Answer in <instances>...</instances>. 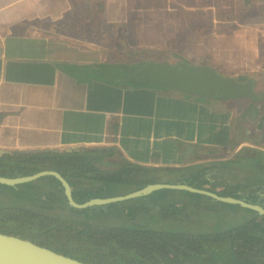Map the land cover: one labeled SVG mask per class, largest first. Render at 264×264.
<instances>
[{"label": "crops", "instance_id": "0c3cea01", "mask_svg": "<svg viewBox=\"0 0 264 264\" xmlns=\"http://www.w3.org/2000/svg\"><path fill=\"white\" fill-rule=\"evenodd\" d=\"M240 1L249 14L222 21L264 23V0ZM152 2L142 0L149 15L142 21L168 23L164 16L151 14ZM89 8L101 9L100 27L90 26L93 21L86 18L75 19ZM137 22L132 0H0V152H6L0 158L8 157L1 160L3 171L11 178L23 177L12 162L19 156L50 159L78 153L95 162L103 175L138 168L173 184L192 175L196 188L230 193L225 197L243 195L236 186L247 181V156L264 152V89H260L264 60L257 59L264 52L247 51L234 59L237 52L223 51L242 68L257 73L259 89L252 99L178 92L138 81L135 73L145 64L136 62L135 56L121 60L119 47L91 40L110 23L118 38L142 40L144 50L131 48L123 54L159 51L170 58L175 54L168 51L167 36L158 34L164 46L155 47L150 28L137 35ZM76 23L81 25L75 29ZM228 28H219V34L212 36H218L215 42L230 37L223 32ZM208 51H198L194 58L201 62L199 56L206 55L216 63ZM118 66L127 68L126 74L114 73ZM204 68L214 70L209 64ZM39 167L42 171L35 174L55 171L49 161ZM111 197L105 189L103 198Z\"/></svg>", "mask_w": 264, "mask_h": 264}, {"label": "trees", "instance_id": "16d2710c", "mask_svg": "<svg viewBox=\"0 0 264 264\" xmlns=\"http://www.w3.org/2000/svg\"><path fill=\"white\" fill-rule=\"evenodd\" d=\"M246 81L249 80L245 76L239 79V82ZM254 154H258L257 157ZM254 154L248 155L247 165L244 164L248 170V183L236 186L238 190L242 189L243 195L232 197L264 208V198L258 195L260 192L256 194V190L251 189L261 186L260 189L264 190V180L255 178L256 172L264 175V152ZM42 158L19 156L12 162L23 177L42 171L39 163H53L55 171L68 180L73 198L79 204L103 198V191L113 186L134 188L127 190L129 194L152 184H173L163 183L155 174L138 168L103 175L85 154ZM7 159L0 158V163ZM3 170L0 165V176L11 178L12 174ZM191 178L192 175L179 184L193 186ZM223 192L217 194L230 196V193ZM214 204L228 207L234 214L244 209L245 217L249 219L229 230L216 233L198 231V227L207 229L204 224L197 223L203 222L201 208L204 206L208 211ZM63 206L67 212L62 210ZM35 221L43 224L54 221L57 226L67 224V231H76L79 240L87 242L90 252L67 254V257L87 264H264V216L188 191L163 189L144 198L77 209L69 205L64 188L54 177H42L15 187L0 184V232L20 235L18 230H11V223L33 224ZM191 223L192 226L187 225ZM173 225L175 227H169ZM21 236L49 249L37 243L33 234ZM53 251L60 254L57 249Z\"/></svg>", "mask_w": 264, "mask_h": 264}, {"label": "rangeland", "instance_id": "374dc122", "mask_svg": "<svg viewBox=\"0 0 264 264\" xmlns=\"http://www.w3.org/2000/svg\"><path fill=\"white\" fill-rule=\"evenodd\" d=\"M132 2L136 6V20L140 21L135 23L136 34L138 35L140 31H143L144 27L150 28V35L153 37L155 47L164 46L161 43L158 34L167 36L165 42L167 43L168 51L175 52L171 58L170 56H165V54L159 53V51L153 52V54L147 52L139 55L123 54L122 50L125 51L127 49H134L137 50V52L144 50L140 49L143 48L141 47L142 40L135 38V42L131 40L126 42V40L120 39L121 37L118 38L115 35V27L110 23L104 25L105 29L102 33H94L95 37L91 38V40L96 41L97 44L102 43L108 47H119L121 50L119 58L121 60L125 58L132 60L135 56L136 62L139 61L138 63H143L145 65L156 63L176 67L187 65L196 68H204L209 64L217 74L224 77H230V79H235L237 81H239L241 74H246V79L252 82L254 89L253 96L249 97V99H252L257 95L259 89L256 86L259 82L257 81V73L247 71L245 67L242 68L239 63L233 60V56L230 55L229 58L228 55L223 54L225 49H228L233 53L237 52L238 55L234 58L237 59L242 57L240 54H243L244 52L246 54L247 51L250 53L259 52L260 54L264 52V23L237 25L236 23L232 24L222 21V19L231 18L232 15L243 19L245 18L246 13L249 14V10H245L241 5L240 0H216L215 2L208 0L210 4L216 3V6H208L207 0H179L182 5L174 3V1L171 0L167 3L164 0H153L150 9L151 14L155 16L158 14L159 16H164L166 21H169L168 23L143 22V17H148L149 15L146 14L147 12L142 8V0H132ZM79 10L80 8H78V11ZM100 13L101 9L91 11L89 8L87 9V12L77 15V18L75 17V19L81 20V18H86L87 20L89 19L93 21L92 24H89L90 26L93 25L100 27ZM80 25L81 24L79 23L73 24V28L76 29ZM221 26H224L225 28L230 27L223 32L224 35H229L231 38H221V42H218L219 39L217 38V42H215L216 37L218 36L216 35L215 38H212V36L219 34L217 32ZM134 34L135 30L133 31V35ZM136 34L135 37H137ZM208 50H211L212 53H214L215 56H213V58H216V63H213L211 59L208 60V56L206 55L199 56L201 57L200 59H202L201 62L194 58V53L197 54L198 51L209 52ZM203 58H205V60ZM167 59H169L170 62L167 61ZM229 59H232L235 62L227 61ZM257 59L264 60V53L259 55ZM253 65L257 64L253 62ZM130 70H132L131 67ZM113 72L116 74H126L127 68L118 66L113 69ZM260 83L263 84V86H260V89H264V80H260ZM245 164L247 165V162ZM258 176L260 181L264 180V175ZM258 176H255V178ZM243 180L245 179H238V182H242ZM245 182L248 183V180H245ZM128 188L129 186H113L111 188L109 187L108 190H110L111 194L115 197L127 194ZM260 188L262 187H251V189L256 190V194L262 191ZM248 190H250L249 187ZM201 210V218H203V222L199 221L197 223L204 224V229H207L200 230V227L197 229L198 231L206 233H216L217 231L228 230L238 224H242L245 222V219H249L245 217V215H247L246 213L243 214V212H238V214H234V211L230 208L221 207V205L216 204L212 205L211 209L208 211H205L206 208L204 206ZM233 216H236V218L230 219ZM192 224L193 223L187 225L192 226ZM57 225L58 224L54 221L44 222V224L43 222L36 221L33 224H21L17 222L10 224L12 231L18 230L17 233L33 234L37 238V243L49 247V249L52 250L57 249L60 254L67 256V254L80 255L90 252V247L87 245V242L80 241L77 237L76 231H67V224L60 226ZM169 227L173 228L175 226L173 225ZM21 234H16V236L23 238L24 236H21Z\"/></svg>", "mask_w": 264, "mask_h": 264}, {"label": "water", "instance_id": "95a60500", "mask_svg": "<svg viewBox=\"0 0 264 264\" xmlns=\"http://www.w3.org/2000/svg\"><path fill=\"white\" fill-rule=\"evenodd\" d=\"M135 77L140 82L161 84L178 92L199 96L249 98L252 97L254 93L253 85L250 81L239 82L235 79L221 76L209 68H196L187 65L176 67L150 63L136 71ZM5 153L6 152H0V155H4ZM257 174L258 172H256V175ZM46 176L54 177L61 183L69 205L77 209L144 198L163 189H172L201 194L221 203L236 205L256 211L261 216H264V208L258 204H252L234 197H225L208 190L184 184H152L126 195L111 198H95L83 204H79L74 200L69 182H67L60 173L55 171H44L32 176L18 178L0 176V184L15 187L19 184L28 183ZM0 264L87 263L59 254L29 240L0 232Z\"/></svg>", "mask_w": 264, "mask_h": 264}, {"label": "flooded vegetation", "instance_id": "af4514ba", "mask_svg": "<svg viewBox=\"0 0 264 264\" xmlns=\"http://www.w3.org/2000/svg\"><path fill=\"white\" fill-rule=\"evenodd\" d=\"M60 183V182H59ZM258 195H260L261 197H263L264 198V190L262 189V191L260 192V194H258ZM102 206V205H101ZM62 210H65L64 212H67V208L66 207H62ZM238 212H243V214H245V211H243V210H241V209H239V211ZM247 214V213H246ZM229 230V229H228ZM52 250V249H51ZM54 250V249H53Z\"/></svg>", "mask_w": 264, "mask_h": 264}]
</instances>
